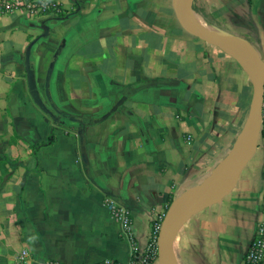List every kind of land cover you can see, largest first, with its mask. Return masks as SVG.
<instances>
[{"label": "crops", "instance_id": "0c3cea01", "mask_svg": "<svg viewBox=\"0 0 264 264\" xmlns=\"http://www.w3.org/2000/svg\"><path fill=\"white\" fill-rule=\"evenodd\" d=\"M5 1L0 264L127 263L105 200L127 207L144 249L168 207L232 148L248 78L182 28L172 0H55L58 13L36 18ZM195 6L208 27L264 55V0ZM263 162L257 147L233 189L187 220L174 264L242 263L262 217Z\"/></svg>", "mask_w": 264, "mask_h": 264}, {"label": "water", "instance_id": "95a60500", "mask_svg": "<svg viewBox=\"0 0 264 264\" xmlns=\"http://www.w3.org/2000/svg\"><path fill=\"white\" fill-rule=\"evenodd\" d=\"M195 0H172V7L182 28L190 35L216 47L230 57L250 81L253 96L242 127L228 154L200 184L188 189L172 203L159 225L157 263L174 264L173 241L189 218L217 203L235 186L241 170L257 150L261 120V99L264 84V61L255 47L237 37L197 27L191 19ZM30 82H32V73Z\"/></svg>", "mask_w": 264, "mask_h": 264}, {"label": "built area", "instance_id": "2783aa9c", "mask_svg": "<svg viewBox=\"0 0 264 264\" xmlns=\"http://www.w3.org/2000/svg\"><path fill=\"white\" fill-rule=\"evenodd\" d=\"M3 9L6 12L21 11L28 17H40L48 13H58L59 7L55 0H6ZM257 147L264 156V84L261 99V120ZM263 182V194L261 200L262 217L256 223L253 237L245 251L241 264H264V162L261 169ZM105 205L113 220L119 225L120 235L127 242L130 252V260L127 263L105 259L91 264H147L157 259V235L159 225L155 226V236L144 249L139 248L132 230V221L129 210L126 206L112 200L106 199ZM47 264H63L48 262Z\"/></svg>", "mask_w": 264, "mask_h": 264}, {"label": "rangeland", "instance_id": "374dc122", "mask_svg": "<svg viewBox=\"0 0 264 264\" xmlns=\"http://www.w3.org/2000/svg\"><path fill=\"white\" fill-rule=\"evenodd\" d=\"M207 28L210 31H212V32L219 33V34H224V33H222V28L224 29L225 27L223 25H221V24L217 25V28H211V27H208V26H207ZM224 35H227V34H224ZM259 55L262 58V60L264 61V55H261V54H259ZM252 96H253V90H252L250 81L247 80V84H246L245 90H244L243 94L241 96H239V100H237V102H238L237 104H242V106L244 107L245 113L248 111V109L250 107ZM255 156H257V155H255Z\"/></svg>", "mask_w": 264, "mask_h": 264}, {"label": "bare ground", "instance_id": "6f19581e", "mask_svg": "<svg viewBox=\"0 0 264 264\" xmlns=\"http://www.w3.org/2000/svg\"><path fill=\"white\" fill-rule=\"evenodd\" d=\"M191 19L197 27L207 29V25L200 14L191 12Z\"/></svg>", "mask_w": 264, "mask_h": 264}, {"label": "trees", "instance_id": "16d2710c", "mask_svg": "<svg viewBox=\"0 0 264 264\" xmlns=\"http://www.w3.org/2000/svg\"><path fill=\"white\" fill-rule=\"evenodd\" d=\"M193 9L195 10L196 13L200 14V11L197 9V7L195 6V1H194V4H193ZM201 15V14H200Z\"/></svg>", "mask_w": 264, "mask_h": 264}]
</instances>
